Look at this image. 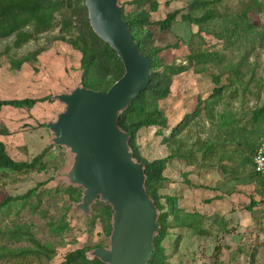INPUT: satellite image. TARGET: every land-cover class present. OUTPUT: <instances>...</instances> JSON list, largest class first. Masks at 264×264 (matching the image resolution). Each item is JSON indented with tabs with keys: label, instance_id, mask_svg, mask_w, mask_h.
Listing matches in <instances>:
<instances>
[{
	"label": "rangeland",
	"instance_id": "rangeland-1",
	"mask_svg": "<svg viewBox=\"0 0 264 264\" xmlns=\"http://www.w3.org/2000/svg\"><path fill=\"white\" fill-rule=\"evenodd\" d=\"M132 1L119 0L126 12L136 8L135 4H131ZM241 1L244 0H221L217 8L228 15L238 11ZM191 2L193 0H158V10L150 11L149 20L152 24L147 25V29L152 32L154 44H177L176 48L163 52L162 57L167 62L188 63L186 57L190 53L189 45L194 42L202 50L210 46L223 54V66L232 63L236 67L246 49L240 45V40L224 45L227 41L224 28L226 23H231L219 18L210 24L216 33L202 31L198 34L199 27L181 17L188 12ZM149 6L146 0L142 8L149 9ZM177 9L181 13L171 29L162 30L155 23ZM251 16L263 36L248 44L251 52L247 63L240 65L246 73L245 83L233 79L231 85L223 89L217 98L211 97L216 85L212 82L211 73L224 71L222 78L223 83H226L228 67L216 66L207 72H198L190 66L173 78L170 94L159 101L171 127L180 122L185 123V128L178 135L180 147L177 155L164 171L168 180L160 193L176 196L181 208L201 213L203 227L210 229L205 235L195 233L192 228L181 231L180 240L177 243L173 240L168 245L165 264H264V197L255 193V184L248 176L253 171V165L246 160V153L238 148L231 133L236 124L253 129V110L264 104V13ZM12 39L0 43V100L44 96H51V99L38 102L31 109L4 106L0 111V140L5 142L7 151L16 160H31L47 146H50V150L44 159L48 164L45 169L24 174L9 170L0 172V203L5 198L10 199L8 204L0 207V247H33L27 239L28 235L9 239V232L15 228H29L39 240L54 247L56 255L53 260L59 263L68 251L84 245L94 246L101 240L108 244V240L100 233L99 222L92 225L85 216L89 211L88 203L85 200L73 203L69 195L64 193L67 184L84 181V173L80 172L83 170L82 157L67 142L58 138L53 130V125L69 107L61 95L71 94L80 87L81 54L70 43L69 35L58 28L40 35L19 49L10 48L6 52V45L10 46ZM35 51H38L36 57L23 62L19 68L13 67L12 59L19 60ZM245 85L247 90H244ZM221 114L225 116L222 119ZM3 127L9 130L8 133L1 131ZM156 131V126L147 127L141 130L138 137L140 152L150 161L164 158L172 151L163 142V136L157 135ZM165 134L168 135V132ZM252 136L264 140V119L256 135ZM239 140L243 142L242 135ZM211 146L214 151L206 159L203 158V152ZM186 162L192 166L190 183H185ZM202 162L208 167L204 181L206 190L192 187L202 180L197 176L202 170ZM188 187L193 190L189 194L185 189ZM30 190L36 191L25 205H22L21 199L11 200ZM252 198L256 203L250 210ZM199 199L203 200L199 202ZM139 210L137 219L147 220L146 229L150 225L154 226L156 213L146 198L142 200ZM51 220L53 222L49 224ZM60 223H67L68 227L64 232L57 233L55 228ZM169 223H174L172 217ZM224 226L227 232L221 231L220 227ZM135 227L136 223L131 239L137 238ZM171 231L178 232L176 228ZM139 245L140 241H137V252L130 254L132 262L141 257ZM239 246L244 247L245 252L238 259H233L231 253ZM39 263L48 264V258L42 257ZM76 263L109 264V261L99 253L89 251L85 259ZM0 264L14 263L12 260L0 259Z\"/></svg>",
	"mask_w": 264,
	"mask_h": 264
},
{
	"label": "trees",
	"instance_id": "trees-1",
	"mask_svg": "<svg viewBox=\"0 0 264 264\" xmlns=\"http://www.w3.org/2000/svg\"><path fill=\"white\" fill-rule=\"evenodd\" d=\"M146 0H134L131 4H135L136 8L126 12L124 5L117 4L121 7L123 20L127 23L129 31L133 35L139 51L151 59L150 83L146 90L142 91L136 98L131 100L124 109L117 115L118 128L125 132L128 136V147L132 153L135 162L144 166V182L143 186L147 196L153 202L157 210V229L152 238L153 250L145 264H165L166 251L171 241L177 243L181 237V231L192 228L195 233L205 235L210 229L204 228L202 224L203 216L197 211H187L178 205L176 196L169 194H161L160 189L168 180L164 174L168 163L177 155L178 135L185 128V123L180 122L175 126L169 125L165 111L159 104L160 100L168 97L171 92L173 78L188 70L190 66L196 68L198 72H207L210 68L218 66L229 70L226 83H223V72H212V82L216 85L211 97L217 98L223 89L231 85L233 79L238 83H245L244 75L246 74L240 65L246 64L248 56L251 52L248 44L256 41L263 35L258 32L257 26L251 19L252 14L264 13L263 0H244L240 2L237 12L223 14L217 8L221 0H193L188 5V12L182 14V19L190 24L199 27L197 31L209 33L215 30L210 28L211 22L216 19H224L227 24L224 30L227 32V41L224 45L235 43L240 40V45L246 50L243 51L241 59L236 67L232 63L223 66L225 56L212 47L207 46L203 50L201 46L191 42L189 45L190 53L186 59L188 63L177 64L176 61L167 62L162 57V53L170 48H176L177 44H168L165 46H157L154 44L152 32L147 29V25L152 24L149 20L150 11H157L159 8L158 0H148L149 9L142 8ZM181 10H174L167 13L166 17L155 22L162 30H169L173 22ZM59 29L60 32L69 35V41L72 46L81 54L80 66L82 68V76L80 87L88 90L106 91L112 87L126 72L124 62L113 46L104 41L94 30L90 18L86 0H0V43L2 40L13 38L11 45H6V52L10 48L19 49L31 40L37 39L40 35ZM221 35H223L221 33ZM35 51L28 56H24L19 60L12 59L13 67L19 68L23 62L36 57ZM253 72L252 69H249ZM248 85V83H247ZM245 85L244 90L248 87ZM261 90V87H258ZM260 97V93L257 95ZM51 96L41 98H12L0 100V111L4 106L16 108L31 109L38 102L50 100ZM217 100V99H216ZM221 119L225 116L221 114ZM253 129L242 127L239 124L234 126L231 133L234 135V141H237L238 148L246 153L247 161L253 165V171L249 173L251 181L255 184V193L264 197V179L254 170L253 154L256 149L264 145V140L259 137L255 138L256 130L261 127L264 119V104L260 108H255L252 115ZM239 123V121H237ZM156 126L157 135L163 136V142L170 146L171 153L164 158L148 160L144 157L138 145V137L144 128ZM3 133H8V129L3 127ZM168 132V135L165 134ZM240 135L243 136V142L239 140ZM50 146H47L39 154L31 160H16L7 151V146L3 140H0V172L9 170L15 173L24 174L32 171L42 170L48 167L45 158L48 155ZM214 151L211 146L203 152V158L210 156V152ZM6 173V172H4ZM36 190H30L27 194L11 198V200H22L25 205ZM85 187L82 184L69 183L65 186L64 193L69 195L73 203H81L84 198ZM9 198H5L0 207L8 204ZM249 209L252 210L255 200L251 199ZM85 216L87 220L95 225L99 222L101 226V235L104 239L98 244L84 245L81 248L68 251L64 259L59 263H54L56 250L49 243H43L34 233L27 228H15L9 232V239H19L22 235H28L33 247L27 248H8L6 245L0 247V259L12 260L14 264H37L42 257L48 258V264H77L78 260H83L87 256V252H103L110 248L111 239L114 232L116 211L114 205L100 195L94 199L89 211ZM173 218L174 223L170 224L169 219ZM53 220L49 222L52 224ZM68 227L67 223H60L56 228L57 233H62ZM176 228L178 232H172L171 229ZM222 232L226 230V226L220 227ZM245 252V248L239 246L231 253L233 259H238ZM40 264V263H39ZM208 264V263H203Z\"/></svg>",
	"mask_w": 264,
	"mask_h": 264
},
{
	"label": "water",
	"instance_id": "water-1",
	"mask_svg": "<svg viewBox=\"0 0 264 264\" xmlns=\"http://www.w3.org/2000/svg\"><path fill=\"white\" fill-rule=\"evenodd\" d=\"M86 4L94 30L118 52L126 72L106 91L79 87L71 94L61 95L69 107L53 125V130L82 157L80 172L85 179L77 184L85 187L83 200L90 206L100 195L114 205L116 216L111 246L103 252H95L104 256L109 264H145L153 250L157 210L143 186L144 166L133 160L128 136L118 128L117 115L148 87L151 59L139 51L117 0H86ZM144 198L156 213L154 226L150 225L149 229L145 227L147 220L137 219ZM135 223L137 238L131 239ZM137 241H140L141 257L132 262L130 254L137 252Z\"/></svg>",
	"mask_w": 264,
	"mask_h": 264
},
{
	"label": "crops",
	"instance_id": "crops-1",
	"mask_svg": "<svg viewBox=\"0 0 264 264\" xmlns=\"http://www.w3.org/2000/svg\"><path fill=\"white\" fill-rule=\"evenodd\" d=\"M188 162H186L185 163V183L187 182V183H190L191 182V180H192V178H191V175H192V173L190 172L191 171V164L190 163H188ZM204 162H202L201 164H200V168H202V170H200V172L197 174V176H199V177H201L202 178V180L200 181V183L199 184H193L192 185V187L194 188H197V189H204V190H206L207 189V186L204 184L205 182V177H207L206 175H207V173H206V171H207V166L206 165H204L203 164ZM204 165V166H203ZM187 172H189V173H187ZM193 175H195V174H193ZM191 187H188V188H185V189H187L186 191H187V193L189 194L190 192H192L193 190H191L190 189ZM187 195L185 194V197H186ZM201 200H203V199H199L198 201L200 202ZM186 201H187V198H185V204H186ZM185 208H187L186 206H185ZM186 210V209H185ZM187 211H191V210H187Z\"/></svg>",
	"mask_w": 264,
	"mask_h": 264
},
{
	"label": "built area",
	"instance_id": "built-area-1",
	"mask_svg": "<svg viewBox=\"0 0 264 264\" xmlns=\"http://www.w3.org/2000/svg\"><path fill=\"white\" fill-rule=\"evenodd\" d=\"M254 170L264 179V145L259 146L253 154Z\"/></svg>",
	"mask_w": 264,
	"mask_h": 264
}]
</instances>
